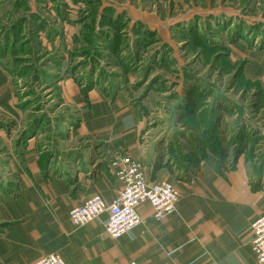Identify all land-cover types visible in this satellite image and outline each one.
I'll list each match as a JSON object with an SVG mask.
<instances>
[{"label":"rangeland","instance_id":"1","mask_svg":"<svg viewBox=\"0 0 264 264\" xmlns=\"http://www.w3.org/2000/svg\"><path fill=\"white\" fill-rule=\"evenodd\" d=\"M138 10L154 15L138 21ZM0 72L11 90L1 136L35 140L45 166L89 110L119 120L117 100L141 114L150 139H140L163 144L164 167L212 158L231 171L247 149L244 123L264 133V0H0ZM94 137L80 150L98 152Z\"/></svg>","mask_w":264,"mask_h":264},{"label":"crops","instance_id":"2","mask_svg":"<svg viewBox=\"0 0 264 264\" xmlns=\"http://www.w3.org/2000/svg\"><path fill=\"white\" fill-rule=\"evenodd\" d=\"M150 13L138 10V21L154 15ZM260 61L254 65L260 67ZM254 65L250 70L256 73ZM9 82L0 72V97L10 105ZM114 106L119 120L112 124L93 120L90 110L83 114L46 166L47 150L39 152L35 140L14 147L0 133V264H34L48 255L59 256L65 264H258L251 248V225L264 215V140L259 141L264 133H256L254 120L244 123L247 149L233 170L217 171L212 158L196 168L178 169L171 162L170 168L164 167L169 159L162 155L163 144L153 151L150 140L140 139L148 134L142 133L139 112L136 117L117 100ZM227 117L224 127L231 136L238 114L233 111ZM91 134L95 153L80 150L77 142ZM251 145L254 156L245 162ZM116 154L139 162L150 181L174 184L180 197L175 211L161 221L148 206H141V224L112 240L104 234L105 215L75 229L68 213L96 195L111 203L119 190L109 167ZM259 164V171H254Z\"/></svg>","mask_w":264,"mask_h":264},{"label":"built area","instance_id":"3","mask_svg":"<svg viewBox=\"0 0 264 264\" xmlns=\"http://www.w3.org/2000/svg\"><path fill=\"white\" fill-rule=\"evenodd\" d=\"M109 167L119 183L116 196L110 204H106L96 195L72 208L68 213V221L73 228H83L105 215L104 234L117 240L141 224L138 213L141 206H148L158 221L175 211L180 195L174 184L150 181L143 166L128 156H113ZM251 229L253 254L258 264H264V215L251 225ZM34 264L65 263L57 255H48Z\"/></svg>","mask_w":264,"mask_h":264}]
</instances>
